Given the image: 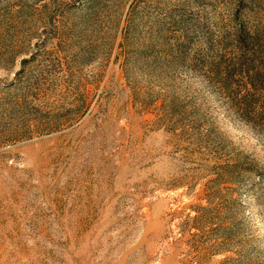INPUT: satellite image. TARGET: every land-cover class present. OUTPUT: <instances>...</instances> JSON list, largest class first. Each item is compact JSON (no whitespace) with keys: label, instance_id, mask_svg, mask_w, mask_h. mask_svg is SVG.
<instances>
[{"label":"rangeland","instance_id":"1","mask_svg":"<svg viewBox=\"0 0 264 264\" xmlns=\"http://www.w3.org/2000/svg\"><path fill=\"white\" fill-rule=\"evenodd\" d=\"M0 264H264V0H0Z\"/></svg>","mask_w":264,"mask_h":264},{"label":"trees","instance_id":"2","mask_svg":"<svg viewBox=\"0 0 264 264\" xmlns=\"http://www.w3.org/2000/svg\"><path fill=\"white\" fill-rule=\"evenodd\" d=\"M253 38V37H252Z\"/></svg>","mask_w":264,"mask_h":264}]
</instances>
